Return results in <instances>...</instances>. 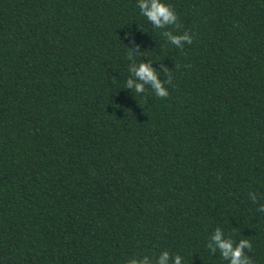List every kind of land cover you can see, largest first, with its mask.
<instances>
[{
  "label": "trees",
  "instance_id": "1",
  "mask_svg": "<svg viewBox=\"0 0 264 264\" xmlns=\"http://www.w3.org/2000/svg\"><path fill=\"white\" fill-rule=\"evenodd\" d=\"M166 2L156 29L137 0H0V264H227L217 226L264 264V0ZM140 61L167 97L124 87Z\"/></svg>",
  "mask_w": 264,
  "mask_h": 264
},
{
  "label": "clouds",
  "instance_id": "2",
  "mask_svg": "<svg viewBox=\"0 0 264 264\" xmlns=\"http://www.w3.org/2000/svg\"><path fill=\"white\" fill-rule=\"evenodd\" d=\"M137 7L140 14L156 29L177 25V14L166 0H137ZM127 35L125 33L126 37ZM162 35L168 43L177 48H182L184 43H192V36L188 32L165 31ZM128 49V56L131 58L136 53L131 48ZM161 68L163 74L168 77L166 81L160 79V72L152 66L151 62L140 61L130 65V75L126 79L124 87L142 96L147 85L157 97H167L168 91L165 84L170 82V76L167 66L161 65ZM248 198L257 205L258 212L264 213V202H259L264 200V197H260L255 192H249ZM206 247L211 253L218 251L222 260L227 261V264H254L251 257L246 254V250L252 249L251 242L248 239L234 241L219 226L211 232ZM122 264H184V260L179 254L170 256L167 250H162L159 255L154 257L129 254L122 260Z\"/></svg>",
  "mask_w": 264,
  "mask_h": 264
}]
</instances>
